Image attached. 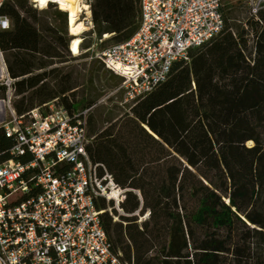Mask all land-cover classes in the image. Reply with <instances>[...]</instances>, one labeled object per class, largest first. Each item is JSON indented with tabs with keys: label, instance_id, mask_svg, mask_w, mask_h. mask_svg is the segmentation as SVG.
<instances>
[{
	"label": "trees",
	"instance_id": "trees-1",
	"mask_svg": "<svg viewBox=\"0 0 264 264\" xmlns=\"http://www.w3.org/2000/svg\"><path fill=\"white\" fill-rule=\"evenodd\" d=\"M221 14V34L192 52L190 64H176L168 82L131 110L132 118L104 132L88 119L90 160L127 191L123 216L112 204L98 205L112 250L126 264H264V9L258 22L251 17L241 27L222 2ZM4 15L12 27L0 32V52L10 78L45 70L35 26L50 36L63 29L37 20L28 0H10ZM91 15L99 37L122 34L137 19L134 0H92ZM54 82L33 98L78 87L71 75ZM5 98L0 87V101ZM14 145L0 128V157ZM146 212L149 219L139 225L136 214Z\"/></svg>",
	"mask_w": 264,
	"mask_h": 264
},
{
	"label": "built area",
	"instance_id": "built-area-1",
	"mask_svg": "<svg viewBox=\"0 0 264 264\" xmlns=\"http://www.w3.org/2000/svg\"><path fill=\"white\" fill-rule=\"evenodd\" d=\"M246 1L258 22L264 0ZM9 2L0 0V32L12 27L4 15ZM91 3L84 15L93 31ZM134 6L135 34L101 51L96 73L101 84L114 86V96H122L120 105L132 109L168 82L176 64H190L191 53L207 47L224 29L221 0H138ZM35 29L38 42L43 33L38 25ZM71 45V61L89 53L82 42L76 54ZM0 57V87L6 91L0 105L11 118L0 128L15 141L0 157V264H126L112 250L98 205L104 201L120 208L127 191L87 154L90 110L78 112L62 96L19 116L15 105L22 79L10 78ZM253 59L247 60L251 66ZM64 100L74 107L72 113ZM21 158L28 163L17 162Z\"/></svg>",
	"mask_w": 264,
	"mask_h": 264
},
{
	"label": "rangeland",
	"instance_id": "rangeland-1",
	"mask_svg": "<svg viewBox=\"0 0 264 264\" xmlns=\"http://www.w3.org/2000/svg\"><path fill=\"white\" fill-rule=\"evenodd\" d=\"M138 1V0H134ZM29 2V0H28ZM92 0H81L82 6H88ZM222 8L225 12H230L238 26H242L247 22L251 23V16L246 0H221ZM37 12V20H47L49 25L58 30L63 29L58 35L50 36L43 33L38 40V58L47 62L48 67L45 70L34 72L32 75L23 78L17 85V95L19 100L15 105L16 113L20 116L25 112L35 109L44 103L61 98V95L54 94L52 98L34 99V92L41 88V95H45L55 86V79H61L64 76L71 75L78 83V87L67 93L66 98H70L78 112L90 110L89 118H92L96 127L104 132L111 125L122 122L126 117L132 118V108L127 104L120 105L122 96H114V86L104 82V85L96 77V73L100 70L97 62L98 54L106 48L123 43L133 37L136 28L129 29L119 35H108L109 38L103 40L102 36H97L90 30L86 21L84 11L80 15L79 22L85 27V31L81 34V42L83 50L89 51L86 55L76 60H69L67 52L72 40L64 37L66 26L61 21L60 15H51L50 9H43ZM248 30V29H247ZM37 41V39H36ZM253 52V42H250L248 54ZM1 53V52H0ZM5 61V55L3 54ZM1 68V57H0ZM97 102V103H96ZM9 110L6 106L0 105V125L11 120ZM8 113V115H7ZM248 147H253L250 143ZM114 210L118 216H123L122 211L114 206ZM111 210H109V214ZM138 224L142 225L149 219V212L143 216L136 214ZM118 218H114L117 222Z\"/></svg>",
	"mask_w": 264,
	"mask_h": 264
},
{
	"label": "bare ground",
	"instance_id": "bare-ground-1",
	"mask_svg": "<svg viewBox=\"0 0 264 264\" xmlns=\"http://www.w3.org/2000/svg\"><path fill=\"white\" fill-rule=\"evenodd\" d=\"M31 1H34L40 9H50L53 15L61 16V21L66 26L64 37L72 40L71 50L76 54V50L81 44V34L85 31V27L79 22L80 15L86 8L81 5V0Z\"/></svg>",
	"mask_w": 264,
	"mask_h": 264
},
{
	"label": "water",
	"instance_id": "water-1",
	"mask_svg": "<svg viewBox=\"0 0 264 264\" xmlns=\"http://www.w3.org/2000/svg\"><path fill=\"white\" fill-rule=\"evenodd\" d=\"M147 132H148V130H147Z\"/></svg>",
	"mask_w": 264,
	"mask_h": 264
}]
</instances>
